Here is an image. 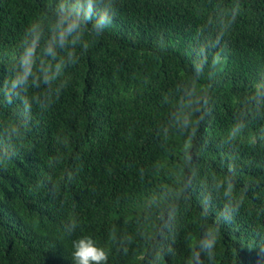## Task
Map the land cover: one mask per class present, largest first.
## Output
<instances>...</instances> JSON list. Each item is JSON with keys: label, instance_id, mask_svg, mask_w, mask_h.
<instances>
[{"label": "trees", "instance_id": "obj_1", "mask_svg": "<svg viewBox=\"0 0 264 264\" xmlns=\"http://www.w3.org/2000/svg\"><path fill=\"white\" fill-rule=\"evenodd\" d=\"M57 3L0 0V264H74L84 235L107 264H264V0H112L9 102Z\"/></svg>", "mask_w": 264, "mask_h": 264}, {"label": "clouds", "instance_id": "obj_2", "mask_svg": "<svg viewBox=\"0 0 264 264\" xmlns=\"http://www.w3.org/2000/svg\"><path fill=\"white\" fill-rule=\"evenodd\" d=\"M112 0H58L50 25L31 23L22 41V53L12 69L6 98L40 84L52 85L78 59L77 48L88 47L86 36H99L112 24ZM24 53L32 57L31 63ZM230 219L229 216L224 217ZM73 224L69 231L74 230ZM74 264H107L108 255L88 235L72 242Z\"/></svg>", "mask_w": 264, "mask_h": 264}]
</instances>
